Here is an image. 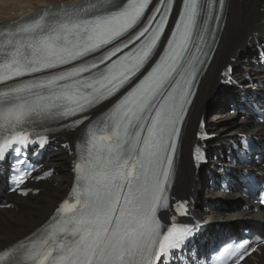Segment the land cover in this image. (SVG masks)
Here are the masks:
<instances>
[{"label": "snow or ice", "instance_id": "6c2138e0", "mask_svg": "<svg viewBox=\"0 0 264 264\" xmlns=\"http://www.w3.org/2000/svg\"><path fill=\"white\" fill-rule=\"evenodd\" d=\"M151 2L123 0L85 13L90 18L65 13L55 27L36 21L20 28L19 32L27 34V39L16 45L11 60L3 65L6 72L0 78L7 80L57 69L98 52L134 30ZM196 16L194 2L187 5L186 11L182 8L177 21V28L182 26V30L173 32L168 51L151 70L147 66L168 22L163 5L156 9L144 29L109 54L97 57L91 64L84 63L3 94L5 104L11 105L3 115L10 128L20 125L31 113L79 126L87 119L82 114L93 104L129 89L112 109L105 129L98 130L108 131L109 135L101 137L99 145L93 143L89 155L95 152L96 159L86 160L83 167L77 165L83 187L77 193L76 204L64 208L72 213L71 218L62 220L50 238L39 244L0 249V264H154V260L159 264L165 249L175 246L183 234L171 228L161 233L157 205L163 199L173 163L168 150H175L174 137L180 131L177 124L183 120L181 113L191 94L192 81L185 79L183 83L188 88L178 90L172 81L181 74V58L188 48ZM149 32L147 42H142ZM145 129L147 134L142 136ZM27 140L28 136L21 132L6 137L0 142V153L16 141ZM104 140L113 142L105 144ZM104 152L107 155H102ZM23 183L22 178L19 184ZM20 191L27 195L23 189ZM121 196L124 206L118 210ZM57 233H63V241L51 239Z\"/></svg>", "mask_w": 264, "mask_h": 264}, {"label": "bare ground", "instance_id": "6f19581e", "mask_svg": "<svg viewBox=\"0 0 264 264\" xmlns=\"http://www.w3.org/2000/svg\"><path fill=\"white\" fill-rule=\"evenodd\" d=\"M57 1L0 0V19H7L11 11L21 7L32 5L30 8L34 9L36 5L54 4ZM223 15L224 19L221 29L216 34V48L204 75L200 79L187 115L186 124L181 127L183 130L180 141L181 152L173 192L178 194L187 192L195 196L197 200L195 211L201 218L228 221L231 219L236 220L239 217L242 219L261 217L263 214H261L259 209L257 211L252 210V206L246 200L239 198L237 192L225 195L208 188L206 185L205 188H202V174L200 171L198 173L193 171V166L189 160L187 151L193 143V132L196 129V120L203 112L207 97L216 87L220 68L228 62L229 57L236 56L237 54L235 58L236 70L234 73L237 77L241 78L248 75L254 80L263 79V71L259 69V62L253 52L251 44L255 38H264V0H227ZM240 50L242 53L239 52ZM250 86V83L245 85V87ZM233 95L234 93L230 91V98ZM228 111L223 113L224 116H221V119L224 120L219 124H215L210 119L207 121V126L213 129L212 131H215L218 135V140L214 143L217 148L228 145L230 140L236 138V133L242 130L246 129L250 132L258 133L264 132V127L253 126L252 118L243 120L239 117H234ZM64 134L67 136L73 135L74 133L68 132ZM68 158L66 151L62 148H57L55 152L49 155L45 160V168L50 166H58V168L54 169L49 181L39 183L40 191L35 196L27 195L21 197L14 193L4 195L5 201L11 202L13 207H6L0 210V226H2L0 228V245H5L15 240L17 234L22 235L35 226L38 221L42 220L44 215H47L48 210L65 192V188L69 185L70 181V173L64 164V159ZM211 163L213 165L215 164L213 162ZM213 193H217L218 195ZM201 195H203L202 198ZM221 198H225L221 202V205L226 206L225 209L216 206ZM228 206H231V209H227ZM14 232L15 235H13ZM248 258L245 257L242 260L243 264H254V260L259 259L260 256L252 252L251 258Z\"/></svg>", "mask_w": 264, "mask_h": 264}, {"label": "rangeland", "instance_id": "374dc122", "mask_svg": "<svg viewBox=\"0 0 264 264\" xmlns=\"http://www.w3.org/2000/svg\"><path fill=\"white\" fill-rule=\"evenodd\" d=\"M35 2V1H34ZM32 3H33V1H32ZM17 6H20V5H17ZM15 10H13V11H11L10 13H13ZM228 105H227V103H224V107H227ZM217 109V107L215 106V107H213V109H212V113H214V114H212V115H210V116H206L205 114V112H206V109L204 110V118H205V120H206V122L210 119V120H213V122L215 123V124H219L220 122H222V120H224V119H221V116H224V114L223 113H226V109L225 108H220L219 110L220 111H217L216 110ZM221 119V120H220ZM55 168H58V166H56ZM203 176H204V174H203ZM203 179V178H202ZM205 178L203 179V181H202V188H204L205 187ZM213 194H215V193H213ZM217 194V193H216ZM215 194V195H216ZM218 195V194H217ZM235 217V216H234ZM1 225V224H0ZM0 228H2V226H0ZM13 235H15V232L13 233ZM18 235V234H17Z\"/></svg>", "mask_w": 264, "mask_h": 264}]
</instances>
